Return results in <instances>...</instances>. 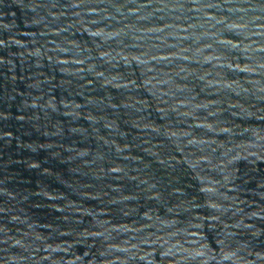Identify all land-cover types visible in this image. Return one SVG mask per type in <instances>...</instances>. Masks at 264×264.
Instances as JSON below:
<instances>
[{
  "label": "water",
  "instance_id": "1",
  "mask_svg": "<svg viewBox=\"0 0 264 264\" xmlns=\"http://www.w3.org/2000/svg\"><path fill=\"white\" fill-rule=\"evenodd\" d=\"M0 264H264V0H0Z\"/></svg>",
  "mask_w": 264,
  "mask_h": 264
}]
</instances>
